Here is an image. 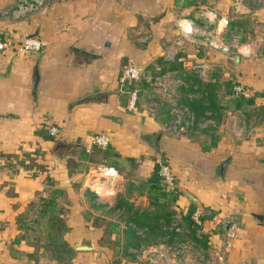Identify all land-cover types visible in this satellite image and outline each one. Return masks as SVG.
I'll use <instances>...</instances> for the list:
<instances>
[{"label":"crops","instance_id":"crops-1","mask_svg":"<svg viewBox=\"0 0 264 264\" xmlns=\"http://www.w3.org/2000/svg\"><path fill=\"white\" fill-rule=\"evenodd\" d=\"M19 3L0 0V39L15 44L0 52V152L40 151L37 162L46 169L0 160V264H264V0H45L26 13ZM34 34L45 49L19 51L20 39ZM160 57L182 70L159 76L130 109L123 67L135 64L150 80L148 68ZM231 80L254 104L229 106ZM208 84L221 108L197 117L184 101L207 95ZM151 93L163 100L158 109L148 106ZM180 107L195 120L181 114L177 130H167ZM52 126L59 130L55 140L43 138L39 132ZM99 133L111 135L131 166L112 180L91 173L102 166L100 149L84 151ZM159 162L169 165L180 191L175 219L193 207L201 211L207 249L187 238L174 244L158 238L135 249L129 245L135 224L97 203L123 200L143 213ZM48 177L63 191L57 198L63 236L75 250L66 263L43 249L39 261L31 258L35 248L19 228L20 215L39 209L31 203L51 196ZM82 245L88 248L77 249ZM11 247L26 254L15 256Z\"/></svg>","mask_w":264,"mask_h":264},{"label":"trees","instance_id":"trees-1","mask_svg":"<svg viewBox=\"0 0 264 264\" xmlns=\"http://www.w3.org/2000/svg\"><path fill=\"white\" fill-rule=\"evenodd\" d=\"M180 66L181 65L177 64L176 61L169 62L164 57H160L148 68V71H150L152 75L150 80L147 79V73L142 74L140 83L137 85L134 83H127L123 86V91L125 94L130 95L131 91L137 87L142 93L151 88V83L154 82L155 77L163 76L175 70L181 71L182 67ZM193 81V84L190 86L195 85L198 80L194 79ZM235 86L236 81L233 82L231 80L226 83L227 93L232 96L229 103L230 107H233L235 110H243L254 104V99L247 98L245 93H237L234 90ZM215 89V87L208 84L205 86L204 90V92H207V95L204 93L199 100L193 102L184 101V104L189 105V108L197 117H200L205 110H211L214 114L221 108L216 103L217 96H215ZM261 95H264V93ZM39 133L47 140H55V137L51 136L47 131H40ZM99 152L101 155L99 158L100 164L112 165L119 171H124L119 163L112 160V157H119L120 154L115 151L111 145L106 149H100ZM39 154H41L40 151H36L34 154L24 153L21 156L18 154H5L0 152V160L2 158L15 159L19 160L18 163H22L24 166H31L36 170H45V165L37 162V156ZM26 160L29 161V165L25 164ZM47 181L52 188L56 186V182L51 177H48ZM147 185L150 199L149 209L143 211V213L138 210L132 212L133 208L130 203L120 200L109 211V214L113 216L115 210L120 208L125 209L127 216L119 220L124 221L127 226L135 224L138 228L131 234L129 245L135 249H140L141 247L153 244L158 238L164 239L168 244H174L175 242L179 243L187 238L194 247L207 249L209 247V236L207 233L201 231L202 225L197 224L192 217L196 210L195 207L191 208L186 214L182 213L179 216L181 222L175 219L178 213L174 208V204L180 195V191L175 185L172 187L167 185L164 178L160 175L159 164H157L153 176L148 179ZM132 189V186H129L128 193H130ZM62 195L63 191L55 187L52 189L51 196L45 198L40 197L38 204L35 202L31 203V210H34L35 207L39 208L37 211H34L32 216L28 213L19 216V228L22 231V238L27 240V243L35 248V251L30 253V257L34 258L36 261L40 260L39 252L41 249L49 251V258L59 263H66L75 252L68 242L64 240L63 236V233L67 231V227L64 220L60 217L57 203V198ZM124 206L126 208H124ZM108 224L111 225L112 223ZM45 228L46 235L43 240L42 232L45 231ZM139 230L141 231L139 232ZM37 231L38 234L33 235V233Z\"/></svg>","mask_w":264,"mask_h":264},{"label":"built area","instance_id":"built-area-1","mask_svg":"<svg viewBox=\"0 0 264 264\" xmlns=\"http://www.w3.org/2000/svg\"><path fill=\"white\" fill-rule=\"evenodd\" d=\"M45 0H20L19 6L20 11L22 13H26L28 11H33L35 9H39L43 4ZM235 3H240L243 0H233ZM14 42L10 38L0 39V52H5L12 47H14ZM47 46V43L44 39L40 37H32L31 35H26L22 39H20V42L18 45H16L17 49L21 52H36L39 53L45 49ZM225 50H229L228 47H225ZM123 73L120 78V84L123 87L125 84L134 83L137 85L142 80V74L140 72V69L135 64H129L128 66L123 67ZM162 80L161 77L157 76L155 77L156 83H160ZM177 84H180L181 81L177 80ZM234 90L237 93H245L244 88L241 85H236L234 87ZM163 92H169V87L165 86L163 89ZM140 97V90L139 88H134L130 93V101H129V108L134 110L137 107V103L139 101ZM149 102L148 106L152 109H158L162 104L163 100L159 99L157 96V93H151L148 96ZM175 113H177V118L172 120L171 123L169 122L166 127L169 131H176L177 127L181 123V114H186L189 117L190 122H193L195 120V117L192 113H190L189 109L186 107H180L174 110ZM251 125L256 124V120L252 119L250 122ZM58 128L55 126H52L49 128V132L51 135L56 136L58 134L57 130ZM112 143V138L109 133H99L95 134L90 137L89 144L85 147V151L87 153L93 152L95 148L99 149H106L109 147ZM160 166V175L164 178L165 182L169 186L175 185V177L169 167V165L165 162H159ZM96 177L101 179H109L112 180L116 178L119 175V170L112 165H102L94 168L91 172ZM98 204H102L104 206V210L110 211L112 206L106 203H102L101 199H97ZM127 216V213L124 209H117L113 213V217L121 219L125 218ZM202 216L201 211H196L193 214V220L197 223L202 225Z\"/></svg>","mask_w":264,"mask_h":264},{"label":"water","instance_id":"water-1","mask_svg":"<svg viewBox=\"0 0 264 264\" xmlns=\"http://www.w3.org/2000/svg\"><path fill=\"white\" fill-rule=\"evenodd\" d=\"M32 37H38L37 34H34V35H31ZM142 70V69H141ZM140 70V72H141ZM88 100V99H87ZM86 100V101H87ZM85 100L81 101V103H84ZM57 147H71L70 144H65V143H58ZM114 161H116L117 163L120 164V166H122L123 168L127 169V170H130L131 169V166H130V163L121 158V157H113ZM88 247L85 246V245H82V246H78L77 249H87ZM11 250H12V253L15 255V256H20V255H25L26 253L24 251H20V250H17V249H14L13 247H11Z\"/></svg>","mask_w":264,"mask_h":264},{"label":"rangeland","instance_id":"rangeland-1","mask_svg":"<svg viewBox=\"0 0 264 264\" xmlns=\"http://www.w3.org/2000/svg\"><path fill=\"white\" fill-rule=\"evenodd\" d=\"M39 232H40V230H39ZM36 234H38V231L36 232V233H33V235H36ZM42 236H43V240H44V236H45V231L44 232H42ZM44 251H43V254L42 255H49V251H47L46 252V250L45 249H43Z\"/></svg>","mask_w":264,"mask_h":264}]
</instances>
